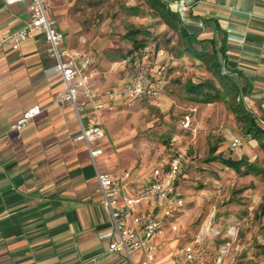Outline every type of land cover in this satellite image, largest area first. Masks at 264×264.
I'll use <instances>...</instances> for the list:
<instances>
[{"label":"crops","instance_id":"1","mask_svg":"<svg viewBox=\"0 0 264 264\" xmlns=\"http://www.w3.org/2000/svg\"><path fill=\"white\" fill-rule=\"evenodd\" d=\"M164 1L179 13L202 50L218 51L223 71L238 85L248 109L264 122V0ZM29 21L27 0H0V264H129L99 238L110 229V216L88 148L74 139L80 128L74 109L68 103L52 104L63 81L47 53L43 31L35 30L13 47L11 35ZM36 105L39 114L21 130L10 129ZM90 111L88 107L82 113L83 123ZM104 137L92 145L100 147ZM103 154L96 157L100 170H105L98 164L100 160L105 167ZM131 171L126 194L152 178L151 171ZM162 246L156 264H171L172 246L163 254Z\"/></svg>","mask_w":264,"mask_h":264},{"label":"rangeland","instance_id":"2","mask_svg":"<svg viewBox=\"0 0 264 264\" xmlns=\"http://www.w3.org/2000/svg\"><path fill=\"white\" fill-rule=\"evenodd\" d=\"M47 10L66 36L63 46L93 59L92 82L101 91L119 88L116 85L138 69L141 58L117 63L137 43L160 50V56L150 55L145 63L150 68L166 63L160 93L132 104H106L96 121L105 133L100 147L106 164H98L113 173L128 169L147 174L175 151H185L177 178L184 206L177 229L166 233L162 254L199 235L208 260L223 249L222 264H264V180L207 160L214 144L224 157L245 155L258 165H263V154L242 133L226 102H197L187 91L188 81L211 80L218 86L207 64L186 49L181 35L165 26L146 0H49ZM193 47L202 45L194 40ZM54 97L52 104L63 105ZM185 113L192 119L188 129L181 123ZM234 137L241 143L233 146Z\"/></svg>","mask_w":264,"mask_h":264},{"label":"built area","instance_id":"3","mask_svg":"<svg viewBox=\"0 0 264 264\" xmlns=\"http://www.w3.org/2000/svg\"><path fill=\"white\" fill-rule=\"evenodd\" d=\"M23 0H5L14 3ZM30 21L23 29L13 33V47L33 35L35 30H42L48 44L47 53L54 60V68L61 74L63 88L55 95L56 104L68 103L74 109L80 128L76 137L83 140L95 168L96 181L101 193L104 208L110 216V229L100 233L99 238L108 241L110 251L122 253L129 264H156L157 252L160 250L168 230L177 229L178 216L183 206V198L177 188L184 150L175 151L169 159L151 169L152 178L142 183L131 194H126L124 184L132 177L131 170L119 174L100 170L96 157L103 154V148L92 143L104 135L97 120L99 111L106 104L122 100L132 104L143 98H151L160 93L165 84L166 63L154 68L145 65L146 59L156 57L154 46L143 44L131 49L117 63H137L138 69L128 81L119 88L101 91L92 82L93 59L62 45L64 33L49 17V0H27ZM90 107L89 119L83 123L81 115ZM41 108L36 105L27 109L21 117L11 124L10 129L21 130L26 121L37 114ZM191 115L185 113L181 123L185 129L191 128ZM264 126V122L260 121ZM239 138L231 141L233 146L240 144ZM202 237L196 235L189 241L172 247L169 253L171 264H222L223 249L220 254L208 260L203 256Z\"/></svg>","mask_w":264,"mask_h":264},{"label":"trees","instance_id":"4","mask_svg":"<svg viewBox=\"0 0 264 264\" xmlns=\"http://www.w3.org/2000/svg\"><path fill=\"white\" fill-rule=\"evenodd\" d=\"M146 1L165 24L181 35L183 41L186 43V49L206 63L209 71L217 79L218 86L211 80L198 83L188 81L186 84L187 91L195 96L197 102L208 103L220 100L226 102L234 114L242 133L256 141L263 154V165H258L250 162L246 156H242L239 159L224 157L220 152L216 153L218 145L214 144L209 148L207 160H219L225 166L242 174H259L264 180V126L244 103L236 82L223 71L218 51L215 49L205 51L194 48L193 42L196 38L184 27L181 17L176 10L172 9L164 0ZM136 45H143V43H137Z\"/></svg>","mask_w":264,"mask_h":264}]
</instances>
